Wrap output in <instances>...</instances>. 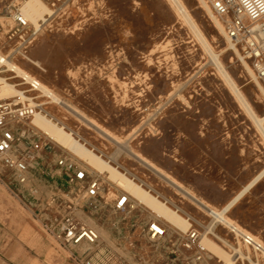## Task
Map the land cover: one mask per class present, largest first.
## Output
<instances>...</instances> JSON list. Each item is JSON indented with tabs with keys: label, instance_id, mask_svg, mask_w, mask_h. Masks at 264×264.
<instances>
[{
	"label": "rangeland",
	"instance_id": "rangeland-1",
	"mask_svg": "<svg viewBox=\"0 0 264 264\" xmlns=\"http://www.w3.org/2000/svg\"><path fill=\"white\" fill-rule=\"evenodd\" d=\"M185 1L215 49L218 51L224 47L226 39L211 21L201 1ZM107 5L108 16L84 19L81 23L76 22L78 19L73 20L71 29L46 30L37 37L26 56H12V61L108 128L115 137L121 141L128 139L133 149L174 177L199 200L210 207L220 208L221 205L215 202L219 198V189L214 185L216 173L212 165L205 166L199 161L200 154L203 156L199 142L210 138L209 149L212 150L214 134L217 139L221 134V142L226 148L237 147L233 153L238 161L236 172H240L243 166H252L257 174L264 169L262 133L168 0H107ZM0 52L10 55L2 35ZM223 61L255 111L263 115L264 94L251 80L241 60L231 50L223 56ZM1 75L12 77L14 72L6 71ZM21 81L20 78L10 79L14 84ZM17 87L27 90L30 85ZM26 94L39 95L36 91ZM35 101L43 103L48 98L36 97ZM43 108L65 122L77 133L74 135L81 137L96 153L131 178L135 177L137 183L141 181L144 188L166 201L171 208L189 216L195 227L206 231L205 227L213 222L195 200L134 158L123 142L102 137L60 104L46 103ZM41 137L49 143L43 150L41 161L45 169L38 171V185L44 190L54 186L72 189L73 186H69L63 177L53 176L51 170L60 157L78 158L45 134ZM14 187L11 176L0 171V189L13 204L15 220L27 219L32 215L31 211L22 206L13 193ZM108 189L111 196L120 190L107 180L106 191ZM134 201L133 204L137 203ZM87 213L86 221L90 225L93 222L92 226L98 232L101 228L107 233L99 232L100 246L114 250L124 262L168 263L167 243L152 244L141 233L142 228L153 220L143 205L136 204L126 212L107 207L98 213ZM256 214L253 205L250 216L255 218ZM228 215L244 225L246 206L231 209ZM157 220L169 227L162 218ZM216 228V233L229 236L220 223ZM168 230L170 234L173 229L169 227ZM209 237L219 243L213 235L209 234ZM49 238L45 237L47 248L40 251L41 264H76L69 257L68 249L51 236ZM212 264L220 263L213 259Z\"/></svg>",
	"mask_w": 264,
	"mask_h": 264
},
{
	"label": "built area",
	"instance_id": "built-area-1",
	"mask_svg": "<svg viewBox=\"0 0 264 264\" xmlns=\"http://www.w3.org/2000/svg\"><path fill=\"white\" fill-rule=\"evenodd\" d=\"M25 1L0 0V35L10 49L8 57L11 60L12 56H26L37 37L46 30L71 29L73 20L78 19L76 22L81 23L84 19L109 14L107 0H41L46 11L31 18L24 10ZM202 2L221 22L226 37L252 66L264 87V0ZM37 111H43V105L33 103L22 94L0 97V171L9 174L13 183L29 192L32 199L26 200L16 187L12 189L13 193L22 206L31 211L43 230L70 251L76 264H128L118 258L114 250L100 246L99 232L85 216L89 214L87 212L98 213L107 207L116 212L131 211L135 199L120 187L113 196L109 195L106 181L115 182L108 173L96 170L78 157V160L60 157L51 170L53 176L63 177L72 189L40 188L37 168L42 165L43 150L49 142L42 139L44 132L32 121ZM175 210L180 213L179 209ZM204 210L214 222L216 209L207 207ZM185 218L189 221L185 230L169 226L173 229L169 234V227L156 219L150 220L141 230L143 237L152 244L167 243V264H212L213 259L220 264H264V240L239 222H216L224 226L227 236L216 233V225L209 229L205 227L204 231L195 227L189 216ZM209 234L229 253V263L221 261L203 245L204 235Z\"/></svg>",
	"mask_w": 264,
	"mask_h": 264
},
{
	"label": "bare ground",
	"instance_id": "bare-ground-1",
	"mask_svg": "<svg viewBox=\"0 0 264 264\" xmlns=\"http://www.w3.org/2000/svg\"><path fill=\"white\" fill-rule=\"evenodd\" d=\"M175 12L183 19L185 23L190 27L193 34L201 43L203 49L208 54L211 63H213L220 74L222 75L226 85L229 87L231 93L237 99V101L245 108L248 114L253 119L254 123L262 133L264 138V114L259 115L248 97L242 90L240 84L237 82L235 77L229 71L227 65L223 61V56L228 54L231 50L234 52L236 57L241 60L243 67L250 75L251 80L256 83L259 90L264 94L263 85L257 80L255 73L253 71L252 66L242 58L239 50L231 44L229 39L226 37L225 31L221 22L218 20L216 16L213 15L210 8L206 6L202 0L201 4L204 6V10L208 12L211 17V21H213L215 27L218 29L219 33L223 38L226 39L227 44L222 47L220 50H216L212 41L202 30L199 22L191 12L185 0H168ZM200 4V5H201ZM24 10L26 13L31 16V18H36L46 11V6L41 0H26L24 2ZM203 14V13H202ZM209 17V16H208ZM217 40V38H213ZM230 61H233V57H230ZM6 67V69H2V67ZM6 71L14 72L12 77L2 76L0 74V97H10L16 94H22L24 97L32 100L33 103H37L31 96L27 95L24 91L19 89L17 86L19 85H30V88L27 89V92L36 91L39 93L36 97H46L48 98L47 102L41 103H56L62 105L72 114H75L79 120L85 122L88 126H90L94 131L98 132L102 137H106L112 139L118 143L123 142L124 148L137 160L142 162L147 168L151 169L153 172H157L160 174L167 182L180 188L183 193L189 196L192 200H195L196 203L203 209L215 208V221L212 224L206 226L207 229L210 227L214 228L216 222L221 221L225 224H231L233 219L225 213L227 210H231V208L238 202V200L256 183L264 176V169H262L259 173H257L252 180L242 188L230 201L222 205L220 208L210 207V205L202 200H199L195 194L189 192L184 189V187L179 185V183L175 180L174 177L165 173L158 165L151 162L149 159L144 157L140 152L133 149L128 141H121L119 138L115 137L108 128L95 121L89 115L85 114L82 110H80L77 106L73 105L70 102L65 101L61 98L54 90H52L48 85L41 82L39 79L31 75L25 68L21 65L13 62L7 55L5 56L0 52V73H4ZM12 78H20L22 79L19 83H12L10 79ZM35 97V98H36ZM33 123L38 126L44 134L56 142L58 145L68 150L72 155L85 160L91 167L95 168L98 171L108 173V177L116 183V186L128 191L131 196L135 199V201L139 205H143L151 214V218L159 219L162 218L165 222L168 223L171 227H179L183 230L187 229L189 226V221L182 214L176 212L174 208H171L166 201L160 199L157 195H154L150 190L144 188L141 184L137 183L133 180L130 175L122 172L115 165L111 164L108 160L103 158L102 155L96 153L92 148L88 147L84 142L79 140L73 131L72 128L68 127L65 122L59 120L54 114L50 113L47 109L43 108V111L35 112L33 118ZM80 136V135H79ZM117 136V135H116ZM123 140V139H122ZM87 141V140H86ZM113 158V157H112ZM115 161L116 158H115ZM190 190V189H189ZM229 213V212H228ZM93 225V222H91ZM96 225V224H95ZM98 227V226H97ZM99 229V228H98ZM101 234L104 233L103 229H99ZM109 235V234H108ZM110 238V237H109ZM103 239V238H101ZM108 239V238H107ZM110 240V239H109ZM108 242V241H107ZM203 245L208 248L216 257L220 258L221 261L229 263L231 261L229 253L221 247L216 241L211 239L209 236L204 235L202 240ZM111 244V243H109Z\"/></svg>",
	"mask_w": 264,
	"mask_h": 264
},
{
	"label": "crops",
	"instance_id": "crops-1",
	"mask_svg": "<svg viewBox=\"0 0 264 264\" xmlns=\"http://www.w3.org/2000/svg\"><path fill=\"white\" fill-rule=\"evenodd\" d=\"M219 131H222L221 127ZM219 136L221 138V134ZM216 137L217 134H214L212 150L209 149L210 138H204L203 143L199 142V150L203 147V156L200 154L199 161L203 162L205 166L212 165L215 170L214 185L219 189V198L215 202L222 206L241 191L256 173L252 166L249 168L243 166L237 173L238 161L235 160L236 157L233 154L237 151V147L226 148L227 146L222 144L221 139ZM41 164L37 168L38 171L45 169L42 161ZM39 175L40 173H38ZM15 187L26 200L32 199L29 192L24 191L17 184ZM243 204L246 206V218L244 225H241L264 239V176L231 209L237 210ZM253 205L256 206L257 212L255 218L250 216ZM13 213L11 200L0 189V264H41L40 251L47 248L45 237L49 238L50 235L43 230L32 215L27 216V219L17 221ZM237 218L241 217L237 215Z\"/></svg>",
	"mask_w": 264,
	"mask_h": 264
}]
</instances>
